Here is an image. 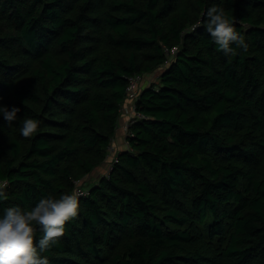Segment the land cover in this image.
I'll return each mask as SVG.
<instances>
[{
  "label": "trees",
  "instance_id": "obj_1",
  "mask_svg": "<svg viewBox=\"0 0 264 264\" xmlns=\"http://www.w3.org/2000/svg\"><path fill=\"white\" fill-rule=\"evenodd\" d=\"M212 6L247 52L218 50ZM156 71L84 189L129 78ZM0 105L20 109L0 117V215L84 192L49 264H264V0H0Z\"/></svg>",
  "mask_w": 264,
  "mask_h": 264
},
{
  "label": "clouds",
  "instance_id": "obj_2",
  "mask_svg": "<svg viewBox=\"0 0 264 264\" xmlns=\"http://www.w3.org/2000/svg\"><path fill=\"white\" fill-rule=\"evenodd\" d=\"M206 32L225 56H236L238 50L247 52L245 37L236 30L235 21L225 9L212 6L206 11ZM20 109L0 105V117L11 125ZM39 121L27 118L21 127V135L30 138L37 132ZM5 185H0V200H5ZM82 195L76 189L58 198L49 195L41 198L30 209L10 206L0 215V264H49V251L65 235V226L77 217ZM38 233H42L37 240Z\"/></svg>",
  "mask_w": 264,
  "mask_h": 264
},
{
  "label": "crops",
  "instance_id": "obj_3",
  "mask_svg": "<svg viewBox=\"0 0 264 264\" xmlns=\"http://www.w3.org/2000/svg\"><path fill=\"white\" fill-rule=\"evenodd\" d=\"M147 84V80L144 79L142 84ZM130 101L124 99L120 108V116L118 118V125L115 131V135H113V139L111 141L110 148L112 152L109 156H115L118 152L123 151L127 148V144L125 142V133L123 131V126L131 119L134 115V112L131 108ZM104 165V164H103ZM102 167V166H101Z\"/></svg>",
  "mask_w": 264,
  "mask_h": 264
},
{
  "label": "built area",
  "instance_id": "obj_4",
  "mask_svg": "<svg viewBox=\"0 0 264 264\" xmlns=\"http://www.w3.org/2000/svg\"><path fill=\"white\" fill-rule=\"evenodd\" d=\"M140 81H141V77L139 75H134V76L130 77L128 84H127V87H126V91H125V99L130 101L129 103L131 104V108H132L133 112H134V101L137 98L138 86H139ZM128 123H129V121L123 126V131H124L125 135L127 133ZM109 152H110V147L108 148V156H109ZM0 185H5V183L0 182ZM78 185L76 186L75 189L77 191H79L80 193H82V195H83L84 192L82 191V189Z\"/></svg>",
  "mask_w": 264,
  "mask_h": 264
},
{
  "label": "rangeland",
  "instance_id": "obj_5",
  "mask_svg": "<svg viewBox=\"0 0 264 264\" xmlns=\"http://www.w3.org/2000/svg\"><path fill=\"white\" fill-rule=\"evenodd\" d=\"M157 74L158 71L154 72L153 74H151L148 78L145 77H141V82L144 79H147L149 82L151 81L152 83H155V81L157 80ZM112 149L110 148V152L109 155L111 154ZM113 156H107L106 162L103 163L104 165H102V167L95 169L90 176H88V178L86 179V181L84 182H80L79 184L82 185V187L84 189L88 188L89 186H91V184H93L94 182H96V180L100 177V176H105L108 172V168L110 165V162L112 160ZM84 183V186H83Z\"/></svg>",
  "mask_w": 264,
  "mask_h": 264
}]
</instances>
